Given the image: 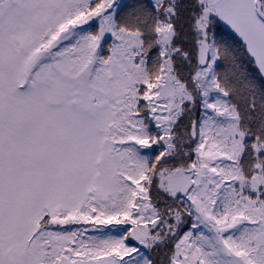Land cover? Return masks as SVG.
<instances>
[{
  "label": "snow or ice",
  "instance_id": "obj_1",
  "mask_svg": "<svg viewBox=\"0 0 264 264\" xmlns=\"http://www.w3.org/2000/svg\"><path fill=\"white\" fill-rule=\"evenodd\" d=\"M0 264H264V0H0Z\"/></svg>",
  "mask_w": 264,
  "mask_h": 264
},
{
  "label": "trees",
  "instance_id": "obj_2",
  "mask_svg": "<svg viewBox=\"0 0 264 264\" xmlns=\"http://www.w3.org/2000/svg\"><path fill=\"white\" fill-rule=\"evenodd\" d=\"M93 234L98 235L99 233H92V232L89 233V235H93Z\"/></svg>",
  "mask_w": 264,
  "mask_h": 264
}]
</instances>
